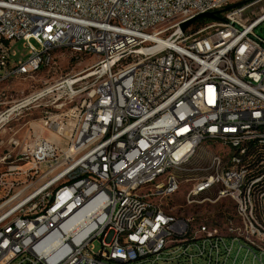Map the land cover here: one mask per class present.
Masks as SVG:
<instances>
[{
  "label": "built area",
  "instance_id": "2783aa9c",
  "mask_svg": "<svg viewBox=\"0 0 264 264\" xmlns=\"http://www.w3.org/2000/svg\"><path fill=\"white\" fill-rule=\"evenodd\" d=\"M242 1L0 0V82L52 66L58 50L97 59L82 90L72 84L79 75L55 87H68L73 98L87 92L60 120L47 118L59 140L27 142L15 134L0 156V264H214L211 254L221 264H247L245 242L254 247L252 260L264 264V191L254 192L264 173L228 177L217 196L240 201L241 224L254 228V235L225 240L228 251L214 248V234L239 228L232 220L199 238L194 217L164 219L149 207L151 196L197 179L203 168L187 167L179 178L161 177V170L188 158L204 134H226L231 143L250 129L264 131V39L255 32L264 9L249 11L264 0L171 38L183 22ZM12 42L27 45L26 62L11 63ZM155 45L163 49L138 53ZM237 182L244 191H236ZM127 193H134L131 207H123ZM117 227H126L125 248H117ZM161 242L169 249L157 251Z\"/></svg>",
  "mask_w": 264,
  "mask_h": 264
},
{
  "label": "rangeland",
  "instance_id": "374dc122",
  "mask_svg": "<svg viewBox=\"0 0 264 264\" xmlns=\"http://www.w3.org/2000/svg\"><path fill=\"white\" fill-rule=\"evenodd\" d=\"M260 7L264 9V3L250 9L249 11L252 12L251 16L260 14ZM193 28L191 26L189 29L193 31L195 30ZM255 32L264 39V23ZM32 45L40 48L35 41H32ZM10 47L11 50L16 52L17 56L11 60L12 64L27 61L29 55L27 45L23 42H12ZM54 59L55 62L52 66L45 67L33 75L21 76L0 82V115L32 97L39 96L32 100L27 107L14 110L7 121L1 123L0 156L6 151L8 140L15 134L17 138L26 140L27 142H33L37 138H45L51 141L59 140L57 135L55 136L54 133L47 130L45 126L47 118L52 117V119H55L59 117L57 120H60L63 114L70 112V110L80 105L84 98H86V91L77 93L73 98L68 87H55L76 75H79L76 78L78 79L93 72L86 71L97 62V59L92 56L77 55L69 50L56 51ZM88 80L90 78L76 83L74 87L75 90L77 89L76 92L82 90ZM223 147L226 149V152H224L225 149ZM231 152L232 148L229 146L218 143H204L198 149L195 157L187 167L194 169L207 167L214 155L226 159ZM194 185L195 181H192V185L189 183L183 184L176 196L164 201L165 206L172 209L171 212L177 216L194 217L197 221L204 218L211 219L219 214L222 215V212H227L226 209L222 211L224 208L232 207L233 203L228 200H220L215 203L204 201L203 203L189 204L187 202V196ZM215 191L211 190L203 194L202 197L200 196L199 202L204 198H210L213 201L216 196ZM227 216L229 217L230 213L225 214L224 218ZM94 245L96 251H99L101 248L100 241H96ZM244 255L245 252L242 256L244 257ZM253 256L254 254L248 255L249 259L247 264H260L259 261L252 260Z\"/></svg>",
  "mask_w": 264,
  "mask_h": 264
},
{
  "label": "bare ground",
  "instance_id": "6f19581e",
  "mask_svg": "<svg viewBox=\"0 0 264 264\" xmlns=\"http://www.w3.org/2000/svg\"><path fill=\"white\" fill-rule=\"evenodd\" d=\"M69 83L71 82L69 81ZM12 112L13 111L10 112V115ZM5 121H7V117H0V125ZM226 142H228V135L226 134H204V139H197L195 142H193L191 155H189L188 158H186V156H179V159L172 160L171 166H163L161 170V177H181V172L185 171L187 166H189L198 149L203 146L204 143H218L224 146H229L232 148V152L228 158L223 159L220 156L214 155V161L212 162L211 160L207 167H204L200 170H195V177H197V179L192 180L195 181L194 187H200L202 186V182H206L209 179L211 180L208 183V188H202L201 190L195 191V193H193L192 187L188 193L187 200L190 199V201H199L200 196L202 197L203 194H206L211 190H216V196L213 201L210 198L204 199L212 201L211 203H215L220 200L230 201V199H224L223 197L217 196L221 194V188L224 186V183L228 182V177L241 176L243 171L244 174L257 172V166L251 167L250 161L252 159H248L247 157L250 149L253 146L257 145L256 147L258 148V145H264V131L250 129L248 136L245 138L231 141V143ZM262 163L264 166V161H262L261 164ZM218 173H220V178H212L218 177ZM262 182L263 184L254 185V192L264 191V175H262ZM182 185L183 184L177 185V193L180 191ZM244 190L245 183L237 182L236 191ZM177 193H160L158 195H153L149 199V207H159V215L164 219H175L178 216L171 212L172 209L165 206L164 201L173 198L177 195ZM133 200L134 193H127L126 200H123V207H131V201ZM230 202L233 203L232 207H226L225 209L227 212H222V215L224 214V216L225 214L230 213L229 217L227 216L224 218V216L222 217V215L219 214L211 219L204 218L202 220L200 219L199 221H193V230H199V238H206V230L204 229H218L222 225L223 221L232 220L233 226H239V228H231V233H225V237H223L221 234H214V248H220L221 251H228V242L225 240H232V236L248 237L249 235H254V228L249 227V224H241V221L245 218V206H240V201ZM252 212H259V203H252ZM131 235H138V227H131ZM115 238L117 248H125L126 227H117V231H115ZM168 249L169 242H161V244H157V251H164ZM245 250L247 252V257L249 254H254L252 242H245ZM211 261L214 264H221V260H219V254H211Z\"/></svg>",
  "mask_w": 264,
  "mask_h": 264
},
{
  "label": "water",
  "instance_id": "95a60500",
  "mask_svg": "<svg viewBox=\"0 0 264 264\" xmlns=\"http://www.w3.org/2000/svg\"><path fill=\"white\" fill-rule=\"evenodd\" d=\"M248 1L250 0H246V1H242V2H239V3H236L234 5H231L223 10H218V11H214V12H208V13H204V14H200L199 16H196L195 18H192L186 22H183L181 25H180V28L173 34V37L175 36H178L180 35L181 33H184L186 30H188L197 20L199 19H209V20H213V21H224V18H221L220 16L231 11L232 9H235V8H238L244 4H246ZM163 49V47L161 45H155V46H152V47H149V48H145L143 51H138V53L140 54H145V55H153L159 51H161ZM120 58H117L115 60H113L111 63H110V66H114L118 61H119ZM96 74V72H91L89 74H87L86 76L84 77H81V78H78L76 80H73L72 81V84H76L78 82H81V81H84V80H87L91 77H93L94 75Z\"/></svg>",
  "mask_w": 264,
  "mask_h": 264
},
{
  "label": "trees",
  "instance_id": "16d2710c",
  "mask_svg": "<svg viewBox=\"0 0 264 264\" xmlns=\"http://www.w3.org/2000/svg\"><path fill=\"white\" fill-rule=\"evenodd\" d=\"M221 18H224V15L220 16ZM215 21L213 20H209V19H199L197 20L192 27H194L193 29L198 30L201 27H204L206 25H208L209 23H213ZM194 31V30H193ZM257 146V145H256ZM256 146H253L249 153H248V159L251 158L252 160L251 162V167L254 166H258L261 164L262 161H264V145H258V148ZM260 146V147H259ZM256 151V152H255ZM261 152V153H260ZM263 154V155H262ZM256 155V156H255ZM259 156V157H257ZM256 158V159H255ZM254 162V163H253ZM257 173L258 175H261L262 173H264V166H259V169H257Z\"/></svg>",
  "mask_w": 264,
  "mask_h": 264
},
{
  "label": "crops",
  "instance_id": "0c3cea01",
  "mask_svg": "<svg viewBox=\"0 0 264 264\" xmlns=\"http://www.w3.org/2000/svg\"><path fill=\"white\" fill-rule=\"evenodd\" d=\"M224 148V147H223ZM225 149V148H224ZM224 152H226V149L224 150Z\"/></svg>",
  "mask_w": 264,
  "mask_h": 264
}]
</instances>
